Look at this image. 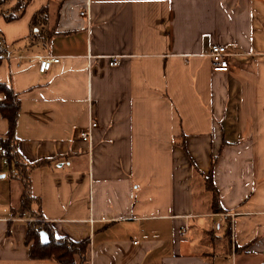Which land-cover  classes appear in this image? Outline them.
Segmentation results:
<instances>
[{
  "label": "crops",
  "instance_id": "1",
  "mask_svg": "<svg viewBox=\"0 0 264 264\" xmlns=\"http://www.w3.org/2000/svg\"><path fill=\"white\" fill-rule=\"evenodd\" d=\"M14 4L0 83L20 100L19 154L51 163L30 185L54 236L88 241L84 264H264V0H30L6 22ZM38 58L60 62L40 74ZM20 192L0 159V264H58L29 258Z\"/></svg>",
  "mask_w": 264,
  "mask_h": 264
},
{
  "label": "trees",
  "instance_id": "2",
  "mask_svg": "<svg viewBox=\"0 0 264 264\" xmlns=\"http://www.w3.org/2000/svg\"><path fill=\"white\" fill-rule=\"evenodd\" d=\"M7 0H0V6ZM30 0H15V4L9 13L4 15L6 22H12L20 19ZM45 11H40L32 20L35 25L37 20L44 17ZM7 55V48L3 37L0 34V65L2 58ZM0 94L3 99L0 100V116L8 123V131L5 136L0 137V159L9 171L10 179L18 182L21 186L18 206L11 207V216L13 218L28 219L25 246L28 248L29 258L33 261H54L58 264H84L87 258L89 247L88 241L74 242L68 238H56L52 228L43 223L42 215L39 210H34L33 204L38 201L31 195L30 174L34 169L49 166L48 160H40L35 163H27L17 150V139L15 137L16 124L20 112V100L18 94L9 84L0 83ZM178 146L185 150L183 139ZM214 161H212V169ZM194 173L201 178L204 188L211 195V210L213 213H223L219 194L213 183L212 171L208 175L201 173L193 165ZM43 231L48 236V243L40 242V232Z\"/></svg>",
  "mask_w": 264,
  "mask_h": 264
},
{
  "label": "built area",
  "instance_id": "3",
  "mask_svg": "<svg viewBox=\"0 0 264 264\" xmlns=\"http://www.w3.org/2000/svg\"><path fill=\"white\" fill-rule=\"evenodd\" d=\"M80 18L84 20L86 29L90 31L91 26V13L89 8V2L86 3L84 9L79 13ZM208 58L210 61V66L213 72H227L229 68V55L225 47L214 45L210 48ZM60 62L59 58H38V72L40 74H45L50 71L52 65L58 64ZM110 67H115L118 65V58L112 57L108 62ZM97 124L95 122H90L88 127L79 134V138L84 143H90L91 141V131L96 129Z\"/></svg>",
  "mask_w": 264,
  "mask_h": 264
},
{
  "label": "water",
  "instance_id": "4",
  "mask_svg": "<svg viewBox=\"0 0 264 264\" xmlns=\"http://www.w3.org/2000/svg\"><path fill=\"white\" fill-rule=\"evenodd\" d=\"M39 236H40V242L42 244H47L48 243V241H49L48 240V236H47V234L45 232L41 231Z\"/></svg>",
  "mask_w": 264,
  "mask_h": 264
},
{
  "label": "rangeland",
  "instance_id": "5",
  "mask_svg": "<svg viewBox=\"0 0 264 264\" xmlns=\"http://www.w3.org/2000/svg\"><path fill=\"white\" fill-rule=\"evenodd\" d=\"M18 200V199H17Z\"/></svg>",
  "mask_w": 264,
  "mask_h": 264
}]
</instances>
